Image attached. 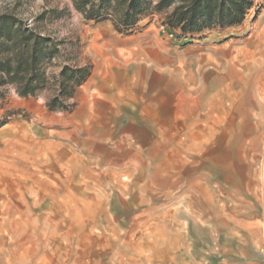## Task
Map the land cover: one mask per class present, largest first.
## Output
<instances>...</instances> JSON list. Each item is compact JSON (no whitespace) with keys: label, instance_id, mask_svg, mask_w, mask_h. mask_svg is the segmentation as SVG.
<instances>
[{"label":"rangeland","instance_id":"rangeland-1","mask_svg":"<svg viewBox=\"0 0 264 264\" xmlns=\"http://www.w3.org/2000/svg\"><path fill=\"white\" fill-rule=\"evenodd\" d=\"M251 1L240 25L184 34L166 25L176 4L119 30L75 0H0L59 50L37 95L0 86V264H264ZM66 67L83 81L52 109Z\"/></svg>","mask_w":264,"mask_h":264},{"label":"trees","instance_id":"trees-1","mask_svg":"<svg viewBox=\"0 0 264 264\" xmlns=\"http://www.w3.org/2000/svg\"><path fill=\"white\" fill-rule=\"evenodd\" d=\"M173 4L176 6L166 25L184 34L240 25L254 6L251 0H159L155 6L152 0H75L77 10L87 19L110 17L119 30L133 28L152 8L162 11ZM58 51L50 38L22 25L12 15H0V86L15 85L24 97L37 95L48 85L44 63ZM82 73L64 68L56 83L60 94L49 103L52 109L63 105L64 96L71 97L68 86L81 83Z\"/></svg>","mask_w":264,"mask_h":264},{"label":"crops","instance_id":"crops-1","mask_svg":"<svg viewBox=\"0 0 264 264\" xmlns=\"http://www.w3.org/2000/svg\"><path fill=\"white\" fill-rule=\"evenodd\" d=\"M147 135L148 134H143V135H140V137L139 136L135 137V139L143 141V139H146L147 138Z\"/></svg>","mask_w":264,"mask_h":264}]
</instances>
